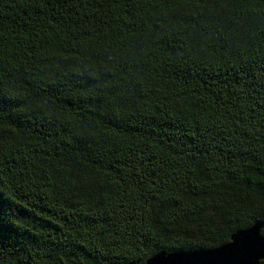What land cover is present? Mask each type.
Segmentation results:
<instances>
[{"label": "trees", "instance_id": "obj_1", "mask_svg": "<svg viewBox=\"0 0 264 264\" xmlns=\"http://www.w3.org/2000/svg\"><path fill=\"white\" fill-rule=\"evenodd\" d=\"M0 185V264L264 223V0H0Z\"/></svg>", "mask_w": 264, "mask_h": 264}, {"label": "water", "instance_id": "obj_2", "mask_svg": "<svg viewBox=\"0 0 264 264\" xmlns=\"http://www.w3.org/2000/svg\"><path fill=\"white\" fill-rule=\"evenodd\" d=\"M264 223L257 222L249 228L235 232L230 241L211 250L159 253L145 264H261L255 257L261 253ZM135 264V263H129Z\"/></svg>", "mask_w": 264, "mask_h": 264}, {"label": "snow or ice", "instance_id": "obj_3", "mask_svg": "<svg viewBox=\"0 0 264 264\" xmlns=\"http://www.w3.org/2000/svg\"><path fill=\"white\" fill-rule=\"evenodd\" d=\"M40 2L42 3V4H45V5H47L48 3H49V0H40ZM159 2H165V0H159ZM118 108L116 109V112H117V114H118ZM0 186H2V185H0ZM165 206H167V205H165ZM0 223H3V218L2 217H0ZM153 228H155L157 231H159V226H157V225H153L152 226ZM149 230H152V229H149ZM260 244H261V253H260V255L259 256H257V257H255L257 260H264V239H261V241H260Z\"/></svg>", "mask_w": 264, "mask_h": 264}]
</instances>
